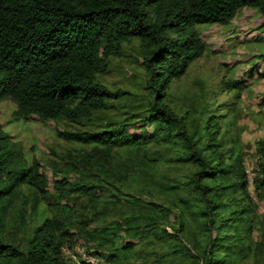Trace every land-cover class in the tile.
<instances>
[{"label":"trees","instance_id":"trees-1","mask_svg":"<svg viewBox=\"0 0 264 264\" xmlns=\"http://www.w3.org/2000/svg\"><path fill=\"white\" fill-rule=\"evenodd\" d=\"M241 7L264 19V0H0V101L71 125L56 131L68 146L51 149L52 192L0 125V264H73L65 251L79 242L105 264H264V155L259 208L236 108L180 106L169 92L205 52L196 26ZM132 38L146 92L113 117V101L134 95L100 77Z\"/></svg>","mask_w":264,"mask_h":264},{"label":"rangeland","instance_id":"rangeland-1","mask_svg":"<svg viewBox=\"0 0 264 264\" xmlns=\"http://www.w3.org/2000/svg\"><path fill=\"white\" fill-rule=\"evenodd\" d=\"M263 20L255 8L241 7L225 23L198 24L196 28L205 45V52L169 88L176 104L180 106L193 104L199 107L209 101L216 105V114L220 111L226 114L231 107L236 108L231 115L239 128L249 193L259 208L263 204L254 191L252 178L260 157L264 155V104H260L264 95ZM121 47L123 55L112 57L108 73L100 77L109 90H123L134 95V101L128 94L113 101L115 108L109 115L119 118L127 114L129 104L135 106L141 101L140 95L146 92L139 40L132 38L123 42ZM227 80H241V85L239 88H228L223 83ZM237 91L240 92L238 97ZM15 108L10 99L0 101V125L13 140L21 141L28 160L35 158L40 162L52 192L53 177L49 162L55 156L51 149L59 153L68 146L56 136V131L71 128V125L63 120H45L36 114H31L27 119L16 118L13 115ZM77 246L85 249V245L79 242L72 249L68 247L66 255L75 252Z\"/></svg>","mask_w":264,"mask_h":264},{"label":"built area","instance_id":"built-area-1","mask_svg":"<svg viewBox=\"0 0 264 264\" xmlns=\"http://www.w3.org/2000/svg\"><path fill=\"white\" fill-rule=\"evenodd\" d=\"M73 264H105V261L96 255L89 254L83 247L77 246L73 253L67 254Z\"/></svg>","mask_w":264,"mask_h":264}]
</instances>
